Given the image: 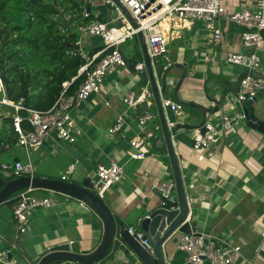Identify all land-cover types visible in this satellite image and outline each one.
<instances>
[{"label": "crops", "instance_id": "1", "mask_svg": "<svg viewBox=\"0 0 264 264\" xmlns=\"http://www.w3.org/2000/svg\"><path fill=\"white\" fill-rule=\"evenodd\" d=\"M240 1L222 0V3L226 11L231 12ZM243 1L250 5L254 2ZM99 5L105 8L103 19L96 18L101 13ZM83 7L89 13L86 21H104L110 16V9L102 0H81L77 7L61 8L60 14L69 22L78 16L74 20L76 24ZM90 15L95 18L89 19ZM73 26L77 32L76 25ZM219 26L221 38L217 44L212 42L207 24L201 20H176L163 27L171 62L184 61L188 66V76L180 88L181 97L211 109L217 107L215 113L208 115L212 121L221 114L242 110L241 105L234 104L236 93L229 91L226 83L232 86L245 68L228 63L225 57L231 51L250 50L241 44V25L221 19ZM101 44L100 37L84 35L80 49L83 51V45H88L83 51L88 54ZM138 46L135 36L122 43L121 50L128 57L138 56ZM259 54L261 64L258 71L264 74V50ZM172 73L178 77L180 70L176 68ZM129 91L136 95L143 92L137 77L127 67L109 70L100 92L91 93L70 111L76 123L74 142L63 141L51 131L41 145L28 149L17 143V135L11 127L12 109L0 104V165L29 162L33 176L61 180L65 167L74 163L69 180L82 182L87 177L95 178L98 164L107 165L115 160L123 165L124 175L107 189L103 201L114 218L134 229L137 217L146 215L153 205L159 203V181L173 175L167 155L156 152L152 146L159 131L158 119L155 117L141 126L138 108L127 109L122 100ZM223 96L225 99L221 101ZM163 99L174 101L172 92L167 91ZM148 101L152 98L149 97ZM252 105L257 117L264 119V89ZM174 112L178 120L189 123H195L201 117L195 108L182 107ZM119 114L124 116L125 123L120 131L110 133L108 129ZM140 134L146 136L143 147L146 156L132 159L127 154L129 139ZM192 135L193 130L181 129L174 142L191 208L189 221L196 223L198 232L239 245L240 257L232 264H264V250L259 249L257 231L260 225H264V131L248 126L247 120H241L223 134L212 155L207 154L206 148H194ZM156 144L162 145L163 139H157ZM16 192L13 196L17 195ZM34 193L51 196L55 203L30 210L22 234L17 231L13 218L14 204L0 206V250L16 242V248L10 254V264H33L32 258L56 243L76 241L84 250L99 245L104 230L94 210L82 206L81 200L59 192L34 188ZM180 235L175 233L165 245L167 263L180 264L183 261L184 253L176 248ZM135 262V258L118 251L105 263L97 264Z\"/></svg>", "mask_w": 264, "mask_h": 264}, {"label": "built area", "instance_id": "2", "mask_svg": "<svg viewBox=\"0 0 264 264\" xmlns=\"http://www.w3.org/2000/svg\"><path fill=\"white\" fill-rule=\"evenodd\" d=\"M134 19L133 26L121 8L114 0H102L110 9V16L104 20L86 21L88 11L81 8L80 20L74 25L78 32L75 43L81 45L84 35L98 36L102 40V48L91 55L84 53L81 49L79 54L84 58V63L77 70V75H83V80L78 88L70 94L65 93L68 82L63 83V90L55 99L53 105L46 110L25 107L22 100L11 101L5 92V85L0 76V104L12 109L10 114L12 130L17 135V143L28 149L43 143L47 135L54 131L58 138L66 142H74L77 131L75 120L70 111L91 93L98 94L109 70L117 67L126 68L125 61L120 51L122 43L136 36L139 30L145 34L147 48L152 60L161 56L163 59L162 69L172 62L167 54V37L163 27L168 22L176 20L192 22L201 20L207 24L211 33L212 42L217 44L221 38L219 21L226 19L243 27L240 34L241 44L249 47L247 52L231 51L227 53L225 60L231 64H237L248 71H258L261 64L260 51L264 50V0H254L253 5L246 1H240L236 9L226 11L222 0H120ZM100 54V56H99ZM143 61L137 62L134 68L142 69ZM264 89V80L246 75L241 79L239 89L236 93L234 104L240 105L241 101H254L258 94ZM144 92L134 94L127 92L122 100L127 109L136 110L143 102ZM163 105H170L171 109L181 110V104L169 99L162 100ZM25 113L22 115L20 111ZM156 117L152 111H144L138 116V122L145 126L147 122ZM246 120L243 110L234 111L230 114H221L216 121L207 119L204 123L206 128L202 135L195 128L193 130V147L206 148L207 154L212 155L213 150L221 141L223 134L231 130L235 124ZM27 127L24 126V123ZM125 123V118L119 114L115 123L108 129L110 133L120 131ZM146 136L140 134L129 139L127 154L132 159H142L145 155L143 147ZM1 174L4 178H13L30 172L31 164H23L16 161L13 165L2 163ZM74 170V163L67 165L61 175V180L68 181L69 174ZM124 175V167L115 160L109 164H98L95 178L92 180V190L103 199L107 189L119 182ZM220 183V181H219ZM217 183V184H219ZM160 194L173 201L176 197L175 182L172 177L160 180L158 183ZM17 201L13 205V218L16 222L17 231L22 234L26 230L25 222L28 212L35 207H49L54 205L55 199L51 196H43L34 193V188L24 187L17 192ZM85 208H89L84 202H80ZM260 235L259 249L264 250V225L257 228ZM128 232L135 236L140 243L147 246L153 253L147 239H142V232L128 228ZM16 248V242L10 243L5 249L0 250V264H10V254ZM177 250L184 253L180 264H232L240 257V246L232 244L224 239H216L204 232L193 231L181 234L176 243ZM167 262V261H166ZM171 264L170 262H168ZM61 264H85L77 261H68Z\"/></svg>", "mask_w": 264, "mask_h": 264}, {"label": "water", "instance_id": "3", "mask_svg": "<svg viewBox=\"0 0 264 264\" xmlns=\"http://www.w3.org/2000/svg\"><path fill=\"white\" fill-rule=\"evenodd\" d=\"M114 2L128 17L131 24L136 26L134 19L123 3L120 0H114ZM87 9L90 8L87 7ZM136 37L139 41L138 56L128 57L121 49L120 51L126 67L142 85L145 98L138 107L139 113L150 110L156 114L158 119L159 131L152 142V146L156 152H162L169 158L176 193L173 201H169L160 194L159 203L153 205L146 215L138 216L134 222V229L142 232V239H147L153 253L146 245L140 243L135 236L128 232L129 227L122 220L113 217L107 204L93 192L90 177L82 182L71 179L64 181L28 174H21L11 179L0 178V206L14 204L17 201V196H13V194L24 187L31 186L73 196L94 210L102 221L104 235L95 248L90 250L81 249L76 241L56 243L45 247L43 251L32 258L33 264H61L68 261L85 264L105 263L118 251L135 258L136 262L134 264H169L166 262V243L173 238L175 233L188 234L196 231V223L188 219L191 208L174 142L176 134L181 129L192 130L197 128L203 135L206 131L204 123L209 118V114L217 111V107L211 109L183 99L180 88L188 76L187 63L184 61L171 63L165 69H162V62L156 59L152 60L149 55L144 32L139 30ZM67 44L75 50H80L77 43L68 42ZM140 61H143L144 66L142 69L137 70L134 65ZM176 68L180 70L178 77L172 73ZM246 75L264 80V74L260 71L244 69L237 75L232 86L226 83L229 91L237 93L240 81ZM169 90L172 92L173 100L181 104L182 107L195 108L200 111L201 117L195 123L178 120L171 106L169 104L163 105L162 100ZM149 97L152 98L150 102L148 101ZM224 99L223 96L220 100ZM252 103L253 101L248 100L240 102L242 110L246 114L247 124L250 127L264 131V119L257 117ZM160 137L163 139V144L158 146L156 142Z\"/></svg>", "mask_w": 264, "mask_h": 264}, {"label": "trees", "instance_id": "4", "mask_svg": "<svg viewBox=\"0 0 264 264\" xmlns=\"http://www.w3.org/2000/svg\"><path fill=\"white\" fill-rule=\"evenodd\" d=\"M80 2L0 0V76L11 101L21 99L25 107L46 110L63 90V83L68 82L67 94L78 88L84 77L77 75V70L84 58L67 44L78 38L73 26L78 16L70 23L61 16L60 9H72ZM98 8L101 13L96 18L103 19L105 8Z\"/></svg>", "mask_w": 264, "mask_h": 264}, {"label": "rangeland", "instance_id": "5", "mask_svg": "<svg viewBox=\"0 0 264 264\" xmlns=\"http://www.w3.org/2000/svg\"><path fill=\"white\" fill-rule=\"evenodd\" d=\"M87 46L88 45H83V51H85V49H86ZM155 59L158 60V61H160V62H162V58L161 57H156Z\"/></svg>", "mask_w": 264, "mask_h": 264}]
</instances>
